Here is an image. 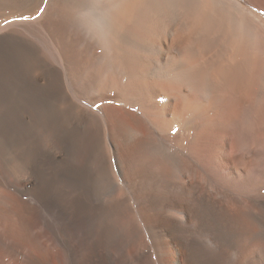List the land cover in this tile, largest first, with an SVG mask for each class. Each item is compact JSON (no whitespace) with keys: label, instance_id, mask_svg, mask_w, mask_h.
Listing matches in <instances>:
<instances>
[{"label":"bare ground","instance_id":"6f19581e","mask_svg":"<svg viewBox=\"0 0 264 264\" xmlns=\"http://www.w3.org/2000/svg\"><path fill=\"white\" fill-rule=\"evenodd\" d=\"M261 126L264 0H0L4 204L58 246L26 264H264V197L226 152Z\"/></svg>","mask_w":264,"mask_h":264},{"label":"rangeland","instance_id":"374dc122","mask_svg":"<svg viewBox=\"0 0 264 264\" xmlns=\"http://www.w3.org/2000/svg\"><path fill=\"white\" fill-rule=\"evenodd\" d=\"M220 49H221V51H224L223 47L217 44L215 46V48H213L212 50L215 51V52H218V50H220ZM208 57H214L215 59L217 58L215 56H210V55L205 54L204 58L208 59ZM213 63H215V65ZM213 63H212V61H209L208 63H206V62H204V64L202 63V65H204V67H208V66L209 67L210 66L214 67V66H216V64L218 62L216 60H213ZM257 119H259V118H257ZM260 120L263 121L261 118H260ZM261 129H264V126H261V128H260V131H261V134H262L261 135V139L262 140L259 143L260 145L257 146L256 148H254V149H256L255 152H250V153L249 152L246 153L247 151L243 152L241 147H239L237 145V143H235L233 141L230 143L229 149L226 151V152L242 155L247 160V163H246V176L248 175L247 176V181H248L249 185L247 186L245 184L246 188L244 187L245 188L244 189L245 190L244 195H245V197H248V198L264 197V130L262 131ZM177 133L178 132H173V133L171 132L172 136H174V137H175V135L179 136V135H184L185 134L184 132H182V134H177ZM180 138H179V141H178L179 142L178 145L181 147V149L183 148V151H185V153H186L185 155H187L191 159H194V158L196 159L197 152H187L188 150L185 147H189L190 143L185 138H183V136L180 137ZM183 141H185V142H183ZM175 143H177V142H175ZM185 145H187V146H185ZM257 150H260V152H257ZM216 152H221V151L218 148V150ZM108 154H109V152H108ZM154 154L158 156L161 153L160 152H154ZM199 161L200 160L198 159V162ZM111 166L112 165L109 164V171L110 170H115V169H113V167L111 169ZM159 167H164V166L163 165H161V166L159 165ZM161 170H163V168H161ZM114 174H115V171L111 175L113 177L119 178V177L115 176ZM236 175H238V174H236ZM233 177H235V176H233ZM4 178H3V176L0 175V238H1L2 241L4 240L3 243L0 246V247H2V249L0 251V256H1L0 260H2V261H0V264H10V263L11 264H26V263L22 262L21 255H19V252L21 253L20 248L21 249H26L29 254H32L33 252H35L37 246H45V245H48L49 242L53 246V248H56L58 246H55V243L52 240V238L47 235L46 229L38 222V220L32 214H29V215L24 214L23 218H24L25 221L21 220L19 218L20 214L22 213L20 211L21 207H18L17 203L14 202V200L12 201V208L14 209L15 213L10 212V214H11V216H10L9 210L5 207L4 200L6 199L5 197L8 196V193H11L12 190H10V188H8V186H7L8 185L7 184L8 180L6 178H5V180H3ZM211 180L214 181V177H211ZM237 180H239V178H237ZM4 181H5V183H4ZM117 182L119 183L120 181H117ZM240 182H242V183L245 182V179H244L243 176L240 177ZM2 184L5 187H3ZM119 184H121V183H119ZM123 186H125V185H123ZM126 187L127 186L124 187L125 189L123 191L125 193L128 190V192L130 193L129 198L132 199V197H133L131 195L132 194V192H131L132 189H130L131 188L130 186H129L130 188L127 187V189H126ZM7 188H8V191H7ZM123 191H122V193H123ZM238 191L240 193H237L236 195H240L241 196V194H243L242 193L243 191L242 190H238ZM116 192H118V193L120 192L121 193V190L120 191L117 190ZM128 192H126L127 196L129 194ZM119 194H116V197H118ZM4 195H6V196H4ZM123 195L124 194H122L120 196H123ZM120 196L118 198L119 200H120ZM127 196L125 194V197L127 199H129ZM116 197H115V199H117ZM125 197H123V198H125ZM2 198H4V199L2 200ZM123 198H121V199H123ZM126 198H125V200H127ZM116 202H118V200ZM14 206H17V207L15 208ZM20 222H24L23 224H25V225L21 224ZM132 229H134V228H132ZM28 230H29V232H28ZM148 239H147V236H146V240H145V237H144L142 242L145 240L146 242L147 241L150 242V244H146V242L145 243L144 242L141 243V241H140L139 242L140 245L138 243L136 245H139V247L141 246L140 248H142V249H144V247H145V249L146 248L149 249L151 247V245L153 246V243L150 241V239L149 240ZM4 242H6V244ZM141 244H144L147 247L144 246V245H141ZM154 247L155 246L152 247L153 249L150 248L149 251L150 250H154V252H155L156 248H154ZM136 249H139L138 246H136ZM6 250H9V251H6ZM8 252L11 254V259L12 260L10 259V254ZM6 256L7 257L9 256L7 260H5L7 258ZM13 256H14V258H13ZM157 259L159 260L158 256H157ZM10 260L12 262H10ZM18 261H19V263H18Z\"/></svg>","mask_w":264,"mask_h":264}]
</instances>
